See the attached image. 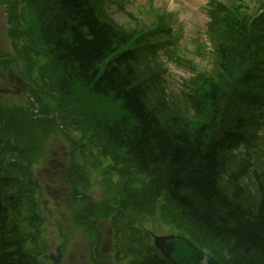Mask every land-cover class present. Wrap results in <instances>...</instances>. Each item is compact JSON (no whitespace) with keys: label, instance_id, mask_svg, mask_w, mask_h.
<instances>
[{"label":"trees","instance_id":"1","mask_svg":"<svg viewBox=\"0 0 264 264\" xmlns=\"http://www.w3.org/2000/svg\"><path fill=\"white\" fill-rule=\"evenodd\" d=\"M22 2L21 10L12 3L8 36L25 68L47 76L53 100L89 98L86 113H74L97 134L94 158L110 160L126 184L116 200L156 221L158 203L171 209L165 225L222 264H264V15L249 27L242 6L216 4L208 25L214 67L169 87L154 72L162 71L157 50L166 45L155 42L172 36L171 16L152 11L151 23L137 18L123 26L107 6L123 10L117 0ZM176 62L193 71L190 61ZM13 112L11 125L0 128V264H47L37 262L46 244L34 236L37 204L23 188L30 170L3 156L11 153L12 133L25 141L16 129L21 122L37 121L23 107ZM43 113L53 114L48 107ZM6 116L0 107V122ZM258 130L259 137L248 135ZM25 132L29 137L30 128ZM128 227L131 264H170L146 244L147 234Z\"/></svg>","mask_w":264,"mask_h":264},{"label":"rangeland","instance_id":"2","mask_svg":"<svg viewBox=\"0 0 264 264\" xmlns=\"http://www.w3.org/2000/svg\"><path fill=\"white\" fill-rule=\"evenodd\" d=\"M129 1L134 2L129 12H132L135 18L139 16V19L145 24L152 22V11L158 12V10H161L168 14L171 13L176 21L173 27L178 29L183 36L178 43L179 49L177 50V56L188 61L193 60L195 64L198 65V69H204L209 66V62L206 60L207 52L204 54L203 58L196 56L195 53L198 45L195 40L199 39L208 42L206 25L209 20L207 17V5L210 0ZM132 15L123 16L115 12L113 21L115 20L118 25L123 26L135 25L137 21L132 18ZM0 34H2L1 31ZM1 42L2 38L0 37V43ZM203 44H205V48L209 47V43ZM0 49H4V52H7L5 44H0ZM8 52V56L4 55L3 57H10L14 60L17 59L16 65L20 63L19 69L22 71L21 75L23 77L25 76L28 83L23 90H26L29 94H24L25 96L22 94L21 97L0 95V107H2V111L5 110L7 115L3 117L4 120L2 119L0 122V128L3 127L2 123L11 125L10 122L14 121L16 117V113L13 112L15 108H28L30 112L33 107L32 103H35L33 110L38 111V116L30 112L31 120L35 121L36 119L37 123L31 126V122L22 121L20 126L16 128L18 132L23 134L25 141L24 139L21 140L16 133H12L15 139L12 138V140H8L6 138V140L11 142V146H8L11 153L8 152L9 155L6 153L3 156L7 161L10 159L11 163V161L16 162L20 160V156L15 153L17 147L23 148V146H25L32 151L33 156L31 159L37 164L35 171L38 173L36 177L38 186L41 190L40 195L36 196L39 202L38 208L41 210L37 209L35 212L38 213V215L42 214L47 220L44 223V227H42L43 233L38 236V238H40L41 241H45L46 244V253L44 256L47 255L49 257L52 253H56V247L65 242L61 238L60 229L67 240L62 250L64 253L62 258L63 264H93L91 261V250L89 249L90 241L87 240L86 235L95 233V228H90L84 223L79 227L76 226V221L79 223L82 221L81 218L77 219V212L80 206H85L90 210L93 208L95 210L93 206L95 199L97 198L98 201L110 195L105 191L104 186L100 185L98 173L91 166L92 163H90L92 156L88 148L91 143H98L97 139L93 137L97 134L92 131L93 129L90 127L89 120H87L86 117L74 113V111L78 110L83 111V114H85L87 111L85 109L89 108L90 105L89 98L80 97L78 98L80 101H73V97L63 99L59 96L56 98L57 101L53 100V94L49 87H45L48 83V78L47 76H42V69L25 68L26 62L23 61L20 55L18 57L16 47H8ZM201 52L204 53L205 50L201 49ZM163 69L171 76H177L179 78L184 77L186 79L190 76V74L179 70L174 63H167ZM0 88H6V81L1 78ZM34 99L38 101L36 102ZM92 104L96 106L94 102ZM46 107H48L52 113L55 112L54 114H48L46 116L53 118L51 122L52 126L54 125L53 128L50 127L48 129V133L45 132V129L50 126L48 125L49 121L47 119L41 120L39 117V114H43ZM26 127L30 128L29 137L28 133L25 132ZM1 136L3 135L1 134L0 137ZM87 176L89 178H94L92 179L93 181L90 179V185H88L89 179L85 180ZM69 187L70 190L66 193L65 188ZM30 188L33 189V187ZM55 189L59 190V193L55 197H52V194H56ZM33 191L36 193L37 190ZM38 193L39 191H37L36 194ZM80 193H85L92 197V201H90L92 202V208L89 207L90 203L88 202H69L71 205L67 203L71 200V197L75 198V195H79ZM56 197L58 198L57 200ZM155 203L156 200L154 204ZM30 204L31 203H29V205ZM69 206H71L72 209L67 212L66 207ZM150 207H153V204L147 206V209H150ZM155 210L159 215L160 221L154 220L146 213H138L136 214V218L141 226L150 234L155 236L167 234L165 230L168 229L169 226L165 225V220L172 221L174 218L171 209H165L158 203ZM117 226L118 224L114 225L113 228L108 221H105L98 227L105 239V250L111 249L110 244L113 242L111 229L118 239L122 236L123 231L121 233L116 232L115 229ZM175 226L184 230L183 226L180 224ZM44 256H39L37 262L45 261ZM109 258L115 262L112 249L110 250ZM45 263L53 264V262H49V259Z\"/></svg>","mask_w":264,"mask_h":264},{"label":"water","instance_id":"3","mask_svg":"<svg viewBox=\"0 0 264 264\" xmlns=\"http://www.w3.org/2000/svg\"><path fill=\"white\" fill-rule=\"evenodd\" d=\"M154 245L172 264H218L180 236L157 237ZM54 262L57 263L58 259Z\"/></svg>","mask_w":264,"mask_h":264},{"label":"flooded vegetation","instance_id":"4","mask_svg":"<svg viewBox=\"0 0 264 264\" xmlns=\"http://www.w3.org/2000/svg\"><path fill=\"white\" fill-rule=\"evenodd\" d=\"M1 75H2V74H1ZM11 77H12V76H10V77L7 79V81H6V85H7V87L11 88L12 91H14V87L19 86V82H17V80H13ZM22 91H23V90L20 89V91H19L18 93L21 94ZM14 92H15V91H14ZM102 263H103V262H102Z\"/></svg>","mask_w":264,"mask_h":264}]
</instances>
